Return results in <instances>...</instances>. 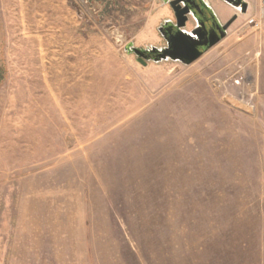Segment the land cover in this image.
I'll return each instance as SVG.
<instances>
[{"label":"rangeland","instance_id":"374dc122","mask_svg":"<svg viewBox=\"0 0 264 264\" xmlns=\"http://www.w3.org/2000/svg\"><path fill=\"white\" fill-rule=\"evenodd\" d=\"M246 1L191 64L144 65L127 47L165 45V0H0V264H264Z\"/></svg>","mask_w":264,"mask_h":264},{"label":"water","instance_id":"95a60500","mask_svg":"<svg viewBox=\"0 0 264 264\" xmlns=\"http://www.w3.org/2000/svg\"><path fill=\"white\" fill-rule=\"evenodd\" d=\"M226 2L235 5L237 8L242 6L241 12L246 13L248 10V2L246 0H225ZM170 5L172 6L176 23L171 24V20L165 21L159 30L163 32L164 37L167 40V46L163 48L151 47L148 49L128 46L127 49L134 52L137 55V60L142 64L146 65L148 60H168L172 59L175 61H181L185 64H191L198 58H200L205 51L217 44L223 37L226 36L225 30L231 24V22L236 18L235 15L231 20L222 26L220 34L208 38L207 41H203L201 37V32L207 33V28L203 23V27H197L192 30V32L186 31L185 27L189 16L191 15L195 20V12L191 9V2L189 0H171ZM183 4V6L181 5ZM166 25H171L169 29V34L163 31V27ZM202 25V23H201ZM153 56H149V55Z\"/></svg>","mask_w":264,"mask_h":264},{"label":"flooded vegetation","instance_id":"af4514ba","mask_svg":"<svg viewBox=\"0 0 264 264\" xmlns=\"http://www.w3.org/2000/svg\"><path fill=\"white\" fill-rule=\"evenodd\" d=\"M165 1H166L167 6L169 7V10H170V13H171V15L165 21L171 20V24H175L176 23L175 12H174L172 6L169 3L171 0H165ZM219 1L223 2V4H225V7L223 8L224 9L223 11L219 10L213 4V2L211 0H189V2H191V4H190L191 5V9L195 12V16H196L197 20H195L190 15L189 16V20L187 21V25L185 27V30L189 31V32H192V30L195 28V26L200 28V27H203V23H204L208 31H207V33H204V30H202L201 37H202L203 41H207L208 38H212V37L220 34V31L222 30V26L225 23H227L229 20H231L235 15H237L236 18L231 22V24L225 30V32L227 34V32H228L229 28L231 27V25L236 21L238 15H239V12H241L242 6L237 8L235 5L230 4V3L226 2L225 0H219ZM181 5L183 6L182 3H181ZM249 8H250V5H248V10H249ZM231 10H234V12H232V14L229 16L228 19L223 20L221 13L225 11V13L228 14L229 12H231ZM165 21H164L163 24H165ZM201 23H202V25H201ZM170 27H171V25L164 26L163 27V31L166 34H169ZM160 33H161V35H162V37L164 38V41H165V45L163 47H166L167 46V40L164 37L163 32L160 31ZM149 56H153V54L149 55Z\"/></svg>","mask_w":264,"mask_h":264},{"label":"crops","instance_id":"0c3cea01","mask_svg":"<svg viewBox=\"0 0 264 264\" xmlns=\"http://www.w3.org/2000/svg\"><path fill=\"white\" fill-rule=\"evenodd\" d=\"M211 1L213 2V4H214L219 10H221V11L224 10L223 8L225 7V4H223V2H221V1H219V0H211ZM221 14H222V16H225V15H226L225 11L222 12Z\"/></svg>","mask_w":264,"mask_h":264},{"label":"built area","instance_id":"2783aa9c","mask_svg":"<svg viewBox=\"0 0 264 264\" xmlns=\"http://www.w3.org/2000/svg\"><path fill=\"white\" fill-rule=\"evenodd\" d=\"M249 22H255V24L257 25V22H256V20H255V18H252V19H250V21Z\"/></svg>","mask_w":264,"mask_h":264}]
</instances>
